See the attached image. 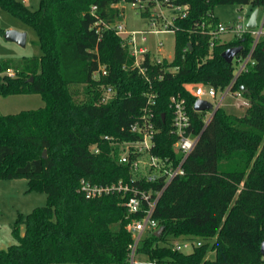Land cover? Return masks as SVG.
Listing matches in <instances>:
<instances>
[{"label":"trees","instance_id":"trees-1","mask_svg":"<svg viewBox=\"0 0 264 264\" xmlns=\"http://www.w3.org/2000/svg\"><path fill=\"white\" fill-rule=\"evenodd\" d=\"M123 1L138 0H40L34 11L17 0H0V7L36 29L42 49L19 63L0 58V95L40 94L45 101L38 110L0 113V179H27L28 192L47 195L45 206L19 214L11 227L16 242L0 249V264H130L133 236L127 226L140 216L129 215L121 195L89 199L80 184L123 180L148 190L164 187L163 180L132 183L133 170L118 161L117 149L105 139H137L130 125L148 92L157 94L153 154L181 159L171 133L174 95L186 98L190 131L200 138L184 163L185 174L169 183L156 206L154 218L164 233L144 235L138 255L156 264H264V38L233 85L250 102L244 114L220 107L205 123L207 112L193 108L197 99L190 90L197 84L225 90L236 59L254 44L247 31L231 42L216 39L211 48L210 32L219 24L215 6L261 8L264 0H169L185 8L173 18L174 59L152 64L148 54L143 65L149 80L130 69L133 58L113 29L94 26L98 20L114 24ZM141 1L148 3L142 16L150 18L152 0ZM234 46L243 51L229 64L222 54ZM100 65L108 74L96 80ZM107 86L117 96L102 103ZM176 241L201 245L186 253L173 250Z\"/></svg>","mask_w":264,"mask_h":264},{"label":"built area","instance_id":"built-area-1","mask_svg":"<svg viewBox=\"0 0 264 264\" xmlns=\"http://www.w3.org/2000/svg\"><path fill=\"white\" fill-rule=\"evenodd\" d=\"M27 1L28 0H22V2ZM152 2L153 4L149 8L151 11V17L148 18L150 20V25L152 26L151 30L129 31L122 23L116 22L114 24H105L101 20L96 21L94 24L97 28L102 24L105 29H113L115 31V33L122 39V46L128 50L129 55L133 58V64L130 66V69L138 71L140 75L148 80L149 69L143 65V62L148 54L150 56V53L147 48L140 46V40L145 42L148 34H158L170 31L174 33L172 28L173 20L169 23L165 21L162 25V29H156L161 19L164 18L162 13H156V8L170 7L179 13H183V10L185 9L181 6H173L169 0H152ZM133 4L141 8V10H144V7L148 5L147 2L141 0H138ZM96 10L97 8L95 6L92 7L93 15L96 14ZM263 27L264 25L259 31H257V29L250 31L247 27L243 30L241 25H238L235 28L236 34L239 36L247 31L251 32L254 37V44L245 57L235 58L237 60V66L234 73L235 77L225 90L219 92L215 88L205 84H197L190 88L191 93L197 100H205L211 104V110L207 111L205 123H208L211 120L215 112L224 105V101L228 97L242 99L237 103L238 108L250 105V102L242 95V92L233 91V85L237 77L246 69L248 63L252 61L253 51L260 38L264 35ZM98 31L99 30L97 29V32ZM226 31L227 28L221 24H218L213 30H211V48H213L214 42L218 36ZM159 45L162 46V43ZM149 60L152 64H159L164 58L153 60L150 56ZM124 68H127V66H124ZM100 74H108L105 65H100L99 70L94 73V79L98 80ZM116 96L117 89L112 86L104 87L102 92V103H107ZM144 96L146 99L141 108V114L130 125V132L136 134L137 139L132 141H121L113 140L109 136H105V139L110 140L111 145L117 149L118 161L121 164H128L133 170L134 175L131 179L132 183H134V181L155 183L163 180L165 182L164 187L160 190H148L141 188L138 185L124 182L123 180L113 184L100 185L93 184L90 181L83 179L80 184V191L89 199L110 194L121 195L125 198L123 204L127 208L129 215L140 216V218L132 219L127 226V229L133 236V243L130 245L129 253L130 264H143L137 259L139 242L145 234L155 232L160 228L159 222L154 218V212L158 201L169 183L177 176L185 174L184 163L199 140V136L194 135L190 131L191 118L186 98L180 94L174 95L170 98V108L172 110L171 133L176 138L173 144L174 151L181 156V159L176 163L170 157H160L153 154L152 150L155 146V137L158 132L155 121L157 94L148 92L145 93ZM205 97L208 99H204ZM95 152L98 153L99 151L96 150ZM200 245L201 242L199 241H176L173 244V250L185 252L188 249H193L194 246Z\"/></svg>","mask_w":264,"mask_h":264},{"label":"rangeland","instance_id":"rangeland-1","mask_svg":"<svg viewBox=\"0 0 264 264\" xmlns=\"http://www.w3.org/2000/svg\"><path fill=\"white\" fill-rule=\"evenodd\" d=\"M17 1L32 11L37 10L40 6V0H28L27 2H22V0ZM118 8L123 9V13L115 20V23L124 24L129 31L152 29L150 20L142 16V10L138 6L123 1L118 5ZM256 9H259L257 18V31H259L264 25V7L255 8L252 5L243 7L238 5L215 6L213 10L214 16L217 18L219 24L227 28V31L220 34L217 39L223 42H231L237 39L239 35L236 34L235 28L241 25L244 30L250 16ZM175 12L176 10L170 7L156 8V13H162L164 17L156 29H162L165 21L168 23L172 22L175 17ZM0 30L3 32V34H0V58L19 63L24 58L40 56L42 54L36 29L10 10L2 7H0ZM9 30L25 33L27 35L26 45L21 46L15 42L7 41L4 34ZM261 38H264V35ZM160 43H162V46L159 45ZM140 46L147 48L153 60L164 58L172 61L175 53V35L171 31L148 34L145 42L140 40ZM77 88L82 95L83 87L80 86ZM82 97L80 96L79 99H82ZM204 99L208 98L205 97ZM241 100V98L233 99L228 97L221 108L227 112L242 115L248 110L249 106L238 108L237 103ZM44 107L45 101L40 94L13 95L9 97L0 95V113L2 115H14L22 111L38 110ZM27 190V179H0V249H6L16 242L12 236L11 227L17 220L19 214L27 215L34 209L47 204V195L45 193L28 192ZM191 250L192 248L185 252L187 253ZM137 257L143 264H156L151 263L144 256L138 255ZM207 257L211 260L215 259V252L210 250Z\"/></svg>","mask_w":264,"mask_h":264},{"label":"water","instance_id":"water-1","mask_svg":"<svg viewBox=\"0 0 264 264\" xmlns=\"http://www.w3.org/2000/svg\"><path fill=\"white\" fill-rule=\"evenodd\" d=\"M258 12L259 9H256L252 15L250 16V19L247 23V29L250 31H254L258 28ZM4 37L7 41L15 42L21 46L26 45L27 35L23 32H18L14 30H9L5 32ZM243 51V46H234L229 49H227L225 52H223L222 57L224 60L231 64L235 60L238 54H240ZM33 78H31V81ZM244 91V88H242ZM194 109L198 112H207L211 110V104L205 100H197L194 105ZM163 120L165 119V114H163ZM200 138V137H199ZM47 156V152H44V157ZM164 233V227H160L157 231H155L154 235L157 237H160ZM262 252L264 254V244L262 245Z\"/></svg>","mask_w":264,"mask_h":264}]
</instances>
